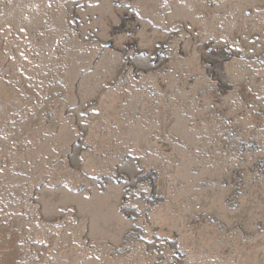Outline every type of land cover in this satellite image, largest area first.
Masks as SVG:
<instances>
[{"label":"rangeland","instance_id":"374dc122","mask_svg":"<svg viewBox=\"0 0 264 264\" xmlns=\"http://www.w3.org/2000/svg\"><path fill=\"white\" fill-rule=\"evenodd\" d=\"M0 264H264V0H0Z\"/></svg>","mask_w":264,"mask_h":264}]
</instances>
